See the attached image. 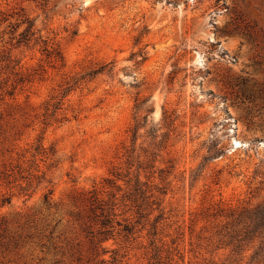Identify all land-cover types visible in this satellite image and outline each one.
Segmentation results:
<instances>
[{
    "label": "rangeland",
    "instance_id": "374dc122",
    "mask_svg": "<svg viewBox=\"0 0 264 264\" xmlns=\"http://www.w3.org/2000/svg\"><path fill=\"white\" fill-rule=\"evenodd\" d=\"M262 202L264 0H0V264H258Z\"/></svg>",
    "mask_w": 264,
    "mask_h": 264
},
{
    "label": "trees",
    "instance_id": "16d2710c",
    "mask_svg": "<svg viewBox=\"0 0 264 264\" xmlns=\"http://www.w3.org/2000/svg\"><path fill=\"white\" fill-rule=\"evenodd\" d=\"M26 22L29 24V26L25 33L26 36H30V33L35 25L34 22L30 21L29 19H27ZM45 50L48 51V47ZM53 51L54 52L51 54H55L56 60L63 61L60 53L56 49ZM64 97L65 95L63 98ZM61 101L62 99L57 102L55 109H58V106L61 105ZM101 216L104 218V226H109L112 223V214L106 211V209H103ZM230 217L232 218V227L231 231L228 233V245L233 247V252L241 254L244 245L255 244L256 242H259V246L255 250L252 258L258 264H264V202L253 209L244 208L240 213L234 212L230 215Z\"/></svg>",
    "mask_w": 264,
    "mask_h": 264
}]
</instances>
